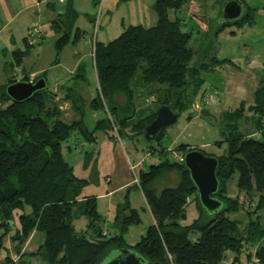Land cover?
I'll return each mask as SVG.
<instances>
[{
    "label": "trees",
    "instance_id": "obj_1",
    "mask_svg": "<svg viewBox=\"0 0 264 264\" xmlns=\"http://www.w3.org/2000/svg\"><path fill=\"white\" fill-rule=\"evenodd\" d=\"M191 1L157 0L152 7L156 16L153 27L129 26L113 41L95 43L93 61L98 92L89 104L91 111H103L107 106L116 122L124 126L134 113L131 104L133 82L155 90L162 99L160 106H167L177 116L194 103L193 98L205 82L204 74L213 72L226 61L204 57L199 65H190L197 52L189 45L192 33L184 31L181 20L171 19L170 13L180 11ZM76 17L69 8L61 17L57 16L56 26L60 25L62 32L55 43L57 51L69 41L68 31ZM252 23L253 13L245 7L239 21L219 24L214 34L227 26ZM22 55L17 54L10 69L19 66ZM81 72L82 67L74 77L76 84L84 82ZM7 81L0 86V251L3 238L11 235L14 251L20 255V248L29 235L38 232L44 240L37 251L20 257L26 255L28 260L36 259L44 264H101L121 250H128L152 264H225L226 253L237 258L246 250L242 251L245 246L263 241L264 227L258 219L248 220L240 230L239 224L229 218L239 211L240 201L226 196V185L236 175L237 191L250 198L254 193L257 211L264 209V75L253 93L252 105L247 108L250 114L252 112L251 117L244 118V104L226 113L223 117L225 140L214 143L217 147L225 143L227 147L224 154L214 157L218 162L219 189L213 198L222 203L221 210L209 214L200 206L196 188L182 162L166 159L158 166L151 165L146 172L139 173L138 181L155 223L132 247L126 243L125 236L130 228L140 225L138 212L124 198L123 203L116 206L112 232H106L97 212L96 198L82 199L86 181L74 176L62 154L63 145L74 133L87 142H94V133L103 119L88 132L82 113L70 122L61 118L47 89L23 103L11 101L5 89L16 81L13 77ZM167 93L176 97L174 108L165 97ZM119 96L124 98L123 105L115 103ZM155 118L156 110L142 116L133 127L143 136L145 127ZM245 119L257 128L254 133L258 138L240 130L238 122ZM163 137L164 131L154 142L159 144ZM176 151L185 155L191 149L180 145ZM172 171L179 174L178 185L156 195L153 184ZM192 202L200 215L190 226H181ZM78 209L79 216L86 219V226L77 231L73 222L76 220L74 211ZM14 219L16 227H13ZM254 258L256 264H264V246L255 249ZM0 264L13 263L5 257Z\"/></svg>",
    "mask_w": 264,
    "mask_h": 264
},
{
    "label": "rangeland",
    "instance_id": "obj_2",
    "mask_svg": "<svg viewBox=\"0 0 264 264\" xmlns=\"http://www.w3.org/2000/svg\"><path fill=\"white\" fill-rule=\"evenodd\" d=\"M72 1L74 8L78 12V18L74 23L73 31L75 28H79V31L81 32V35L78 38L79 41L73 44L72 35L71 40H69L60 51H57L55 49V43L60 38V35L49 27V18L46 13V16H42L43 19H41L40 23L36 25L41 32H44L45 36L40 38L39 44L33 46L30 49L31 55L29 59H24V61L26 60L25 62L27 64L26 68L35 65L33 72H38L39 76L44 77L50 91H52L57 84L58 88L60 89L63 86L67 87L65 88V95L63 98H60L59 96V99L56 100L54 98L52 100L53 104L58 106L60 113L62 112L61 118L64 121H71L69 116L66 115V111L67 109H71L73 111V108L74 110H78L79 114L82 113L83 124L89 129L93 127L97 120L99 121L103 119V123L98 126L99 131L105 133L108 137L111 135L114 136L116 147L122 153L123 163L127 165L126 156L132 162H135L136 160V162H139L145 159L146 164L144 166L142 165L141 167L143 170H146V167L149 163V158L153 159V166L160 165L166 159L169 161H174V156H176L178 159H183V153L176 151V148L182 144L187 145L191 151L198 150L208 157H218L226 152L227 147L225 143H220V147L214 146V143L225 140L226 136V132L224 130L225 124L223 121L224 116L222 117L220 113L222 110H236L237 107H240L238 106L239 102L244 100V102H246V115L248 118L251 117L252 112L250 114L247 111V108L252 105L253 98L250 99V95L256 90H254V88L256 87L255 85L257 83V79L253 78V81H249L248 89H244V94L243 92L240 93L243 94L244 97L239 96V90L235 87V89L238 90L235 91V89H233L232 91L234 94H236L235 99L226 101L225 103L223 102V104L217 107L213 105H216L219 102V97L217 93L211 92L212 89L214 90L215 88L222 91V78L217 73L214 74V72L205 73V82L198 91L197 95L193 98L194 103H190L188 108L179 113L174 125L164 130V137L161 140V144L163 147H166L164 148L165 150L156 146L155 142L150 144L152 146H148L144 141L143 136L137 132L136 129H134V125L138 120H140V118H142V115L155 112L156 108L161 105L160 103L162 99L157 92L155 93V90H152L149 87H143L138 81V84L134 85L133 83L135 82L132 83L133 92L131 104L133 105L134 116L132 119L128 120L124 126H120L118 122H116L115 118L110 114L107 106H104L103 111L97 112L98 114L96 115V118H94L92 116L93 111L87 110L89 107L86 100L89 92L95 93L96 89V78L91 58V55L93 56L94 54L92 48L94 46V42L89 41L95 40L108 43L119 36L122 30L128 26H148V23H144L142 20L141 6H144V10H147L154 0H130L127 2H122L121 0H105L99 15H97L98 6L96 7L93 5L92 0ZM241 1L244 5L243 9L246 7L253 13L252 25L227 26L223 30V33H220L218 36H214V31L219 25V13L223 5V2L220 0H217V8L219 11L217 17L215 18L212 8L214 7L216 0H193L191 1L192 3H188L180 11L176 13L171 12L170 17L172 19L177 18L181 20L183 27L185 28L184 31H193V36L189 41V45L194 49V51L197 52L190 65L194 64L197 66L198 62L199 64L202 63L204 57L205 59H209L212 56H216L217 58L230 60L232 62V66H234L236 70H242L243 72H246L249 69L252 71L257 69L260 70L259 72H261V70L264 68V0ZM50 15L55 16V13H51ZM92 17H94V19L95 17L97 18L96 28L94 21H91ZM211 18L214 19L211 20ZM206 48H208V52L205 51ZM1 54L2 53H0V56ZM79 65L83 66L81 73L84 76V82L77 83L76 85L74 76L71 72H75ZM220 67L221 66H219V68ZM15 71H13V73H16ZM1 72L2 69H0V86L8 82L6 81V78H10L12 76L14 77L13 73L10 74L12 76H6L5 73L3 75ZM249 75L251 76V74ZM15 77L19 79L20 74H17ZM245 79L247 78L245 77ZM242 82H244V80H241V83ZM246 91H248L247 94ZM0 92H2V90ZM203 93H209V95L211 93V96H213L215 100L211 101L209 105H205L203 102L201 103L200 96H202ZM50 95L53 96L52 94ZM79 95L81 98L79 101H76V97ZM151 95L152 97H150ZM165 97L168 99L171 108H174V102L176 100L175 95H169L167 93ZM180 97L182 98V96ZM147 98L150 99L148 103L145 102V99ZM115 103L123 105L124 98L120 96L115 98ZM59 105L61 110L59 109ZM201 109L207 110L213 117L216 118L217 122H215L212 118L202 117L199 113ZM238 123L241 131H246L247 134L253 133L254 137L255 135L257 138L259 137L258 134L254 133L257 128L252 126L249 120H240ZM246 127L248 130H246ZM78 143L80 145H78ZM85 145L87 146V144L83 142V138L74 133L73 136H71L69 142L63 145L62 154L64 160L70 165L75 164V162L80 158L78 152L82 150V147H84L85 151L88 150ZM67 146L71 148V151L67 150ZM76 150H78V152ZM132 165L135 164L132 163ZM132 168L134 170L133 166ZM75 171L77 175L80 176L81 172H78L77 168H75ZM127 171L128 174L122 171V175H119L118 180L120 182L127 180H137L139 183L138 179L135 177L139 176V169H135L136 174L134 178L132 173L129 172L130 170L127 169ZM84 172L89 175L91 173L86 170H84ZM174 176L179 177V174L175 171L166 172L163 176L156 180L155 183L160 185V183L164 181L173 182L175 179ZM88 179L90 182H92L91 177H88ZM115 183H117L116 180L113 181V184ZM236 185L237 177L234 175L227 182L226 196L232 199L241 198L240 209L237 213L229 215V218L235 220L239 224L240 230L244 229V226L247 225L248 220L253 221L255 219H258L259 224L264 227V209L257 211L256 201H254L256 195L253 193V198L247 197L246 194L239 193L237 191ZM129 191L130 196L128 201L130 203L138 204L136 203V199L133 195V191H135L134 185H132ZM122 195L124 194L120 193L115 197L121 198ZM106 203V200L98 201L99 211L104 216L109 217L106 219L107 222L105 230L112 231L111 215L109 216L107 214L108 209ZM136 206L138 207L139 205ZM141 209L142 207L137 208V212L141 219L140 225L130 228L127 235L125 236V241L130 247L139 241V239L145 234V231L150 224L148 215H146V212L144 213ZM79 210L80 209L74 211L76 217L74 224L77 231L82 230V221H86V219L79 216ZM189 211L190 209L187 211L186 220L183 221L186 226H190L198 219L197 218L191 221L193 218ZM15 220L16 219H14V221ZM11 233L14 234L13 231H11ZM258 246H264V239L258 245L245 246L242 251H244L245 248L246 250L242 252L237 258L230 252L226 253V259L224 263L256 264L254 252ZM13 256L14 254L12 257ZM18 257H20V255L14 257L13 259L11 258V260H13V264H21V261L22 263L24 262L26 264H39L40 262L36 259L28 260V256L26 255L21 256L20 259H18ZM235 259L236 262H234Z\"/></svg>",
    "mask_w": 264,
    "mask_h": 264
},
{
    "label": "crops",
    "instance_id": "obj_3",
    "mask_svg": "<svg viewBox=\"0 0 264 264\" xmlns=\"http://www.w3.org/2000/svg\"><path fill=\"white\" fill-rule=\"evenodd\" d=\"M92 1H93V5H95L96 7L98 6V14L97 15H99V12L101 11L102 6L104 5L103 3L105 2V0H92ZM156 1L157 0H154L153 3L149 6V8L147 10L146 9L144 10V6L143 7L141 6L142 20L144 21V23H148L147 24L148 26L141 25L144 28L153 27L156 23V16H155L154 12L152 11V7ZM190 3H192V2H190ZM141 4H142V2H141ZM52 6H54V9L52 8ZM68 8H69V10H73L76 13V15H77L76 19H77L78 18V12L74 8L72 0H65L62 4H58L55 1H45L42 3L36 4V3H34V0H0V53H2L0 56V69H2L1 74L4 75V73H5L6 76H12L10 74H12L13 71H15V69H16V71H15L16 73H13L14 77L12 76L16 82L21 81L22 79H25V82H34L37 79L38 80L44 79V77L39 76L38 72H33V70L35 69V65L29 66V68H26L27 64L25 62L26 60L24 61V59L25 58L29 59V57L31 55L30 49L33 47V46L28 45V43L26 41L27 35L31 29L38 27L36 25H38L40 23L41 19H43L42 16H46V13H47V16L49 18V23H48L49 27L54 32H57L61 36L62 35L61 26L60 25L56 26V23H59L57 16L61 17L63 14H65V12H66V10H68ZM218 11L219 10L217 8V0H216V2L214 3V7L212 8L214 18L217 17ZM51 13L52 14L55 13V16H51L50 15ZM170 15H171V13H170ZM219 15H220V13H219ZM214 18H211V20ZM76 19H75L74 23L76 22ZM91 21H94L95 28H96L97 18L95 17V19H94V17H92ZM134 26H138V25H134ZM73 27H74V24H73ZM73 27L71 28V30L68 31V34H69V40H71V36L73 35L72 43L74 44L77 41H79L78 38L81 35L80 34L81 32L79 31V28H75L73 31ZM126 28H124V29H126ZM124 29L122 30V32L124 31ZM121 33L119 34V36L121 35ZM191 33L193 36V31H191ZM220 33H223V30ZM220 33H218L217 35L214 34V36H218V35H220ZM94 35H95V30H94ZM43 36H45V34L42 31L41 37H43ZM113 40H111V41H113ZM111 41H109V42H111ZM89 42H94L93 45H95V43L107 44V43H103V42H99V41H95V40L94 41L90 40ZM91 46H92V44H91ZM91 46H90V50H91ZM92 48L94 51V46ZM17 54H23L18 60L19 66H14L15 68L10 69V67L11 66L13 67V65L15 64V58L18 57ZM91 58H92V66H93V70H94V61H93L92 55H91ZM211 58H215L219 61H226L223 66H221L220 68L217 67L215 70H213L214 74L217 73L222 78V80H221L222 91L215 88L214 90L212 89V92H211V93H217V95L219 97V102L213 106L219 107L221 104H223V102L225 103L226 101H230L232 99H235L236 94H234L232 92L233 89H235V87H236V89L239 90V96L244 97L243 91H244V89L245 90L248 89L249 81H253V78L257 79V83L255 85L257 87L258 82L260 80V77L262 75H264V68L261 70V72H259L260 70H257V69H254V71L249 69L246 72H243L242 70H240V71L236 70L234 68V66H232V62L230 60H227L224 58H217L216 56H212L209 59H211ZM18 63H17V65H18ZM198 64L199 63H197V65ZM80 67H83V66L79 65L75 72H71L74 77L76 75L78 68H80ZM17 74H20L19 79H17V77H15ZM94 74H95V78H96V89H95V93L89 92V94H88V97L86 100L88 107H89L90 102L95 98V96L98 92V82H97V76H96L95 70H94ZM249 74H251V76ZM245 77L247 79H245ZM8 78H6V81ZM241 80H244V82L241 83ZM44 81L46 83L45 79H44ZM204 81H205V78H204ZM245 81H246V83H245ZM256 87L254 88V90L256 89ZM65 88H67V87L63 86L60 89V88H58V84H57L56 87L52 91H50L48 89V86L46 83V89L48 90V92L50 94L53 95V96H51L52 99L55 98L57 100V99H59V96H60V98H63V96L65 95V92H64ZM236 89H235V91H238ZM241 92H243V94H240ZM247 93H248V91H246V94ZM253 93H254V91L251 93L250 99L253 98ZM203 94L206 95L205 93H203ZM203 94H202V96H200L201 97V100H200L201 103H202V100L204 98ZM207 95H209V93ZM79 96L76 97V101L80 100L81 96L80 97ZM150 97H152V95ZM247 97H246V99H247ZM151 100H152V98H151ZM149 101H150L149 98L145 99L146 103H148ZM241 104L245 105L244 107H245V111H246V102H244V100H241L239 102L238 106H240ZM195 105H197V104H195ZM238 108L239 107H237L236 109H238ZM59 109L61 110L60 105H59ZM68 110H69V112H68ZM87 110L91 111L90 107ZM233 111H235V110H232V111L222 110L220 114L223 117L226 113H230ZM135 112H136V110H135ZM97 114H98L97 112H93L92 116L94 118H96ZM66 115L69 116L70 120L77 119L79 117L78 110H74V108H73V111L71 109H67ZM131 115L133 118L134 113L132 112ZM142 116H144V115H142ZM246 116H247L246 112H244V118ZM99 122H100V120L99 121L97 120L91 129L87 128L85 125L84 126L86 127L88 132H91L95 128L96 124H98ZM110 137H112V138H110ZM110 137L106 136L105 133H102L99 130L96 131L94 133V142H87L83 139V142L85 144H87V146L86 145L85 146L87 147L88 150L85 151L84 147H82V150H80V152H78V150H76L78 152V154L80 155V158L75 162V164L70 165L67 162L68 165L72 168L74 176L77 179L86 181V186L83 188V191H82V199L86 198V197H92V196H94L96 198L97 212L104 221L103 226L105 229L106 222H107L106 219H108L109 217L101 214V212L99 211L98 201H100V200H106L107 201V203H106L107 209H108L107 214L109 216L111 215L110 217H111V222H112L116 206L119 204H122L124 201V198L129 199V196H130L129 190L131 189L132 185H134L135 191H133V195H134V198L136 199V203H138V204L130 203L129 201L128 202H129L131 208L134 209L135 211H137L138 207H142L141 210L144 213L146 212V215H148V219L150 220L149 226H152V225H154V219H153L152 215L150 214V211H149V208L146 204L144 196H143L142 192L140 191L139 183L137 181L135 182V180L134 181L133 180H131V181L127 180L124 182H120L118 179H119V175L120 174L122 175V171H124L125 173L128 174L127 169L130 170L129 172L132 173L133 178L136 174L135 169H139V173L141 171L146 172L147 169L151 165L154 164L153 159L149 158V163H148V166L146 167V170L141 169L142 165L144 166L146 164L145 159L141 160V158H140V160L142 162L141 161L136 162L137 160L135 162H132L126 156V163H127V165H126L125 163H123L121 151L116 147V143L114 142V136L111 135ZM78 145H80V144L78 143ZM150 146H152V145H150ZM156 146L161 147V148H166V147L162 146L161 142L159 144L156 143ZM67 150L71 151V148L69 147ZM73 152H74V149H73ZM170 162H172V161H170ZM132 163H134L135 165H132ZM178 163H180V162H178ZM128 166H129V168H128ZM132 166L134 167L133 172L130 169V167H132ZM75 168H77L78 172H81L80 176L77 175ZM84 170L88 171L89 173L91 172L90 175L86 174L84 172ZM171 176H173V175H171ZM88 177H91L92 182L89 181ZM135 177L138 179V176H135ZM115 180L117 181V183L113 184V181H115ZM162 180H161V182H162ZM178 183H179V177L176 176L173 182H165L164 181V182L160 183V185H158V183H155L153 186V189H154L156 195H158L164 189L175 188L178 185ZM120 193H123L124 195H122L121 198H119V197L116 198L115 196L117 194H120ZM82 199H80V200H82ZM230 199H232V198H230ZM240 199L241 198H239V201H240ZM136 205H139V206L137 207ZM189 209H190L189 212L193 218L191 221L197 219L200 215V212L193 202L186 209V217H187V211ZM74 222H73V226L75 228ZM82 224H83V226H82V229H83L86 226V221L85 220L82 221ZM180 225L186 226V224H184L183 222H180ZM13 226L16 227V220L14 221ZM105 231L107 232V230H105ZM108 232L111 233L112 231H108ZM10 236L11 235H7L2 240L3 250L0 251V261H2L5 257H9L10 259L11 258L13 259L14 257L19 255V254H16L14 251L15 244L10 241ZM192 239H193V237H192ZM43 240H44V237L42 234H40L38 232H32L29 235V237L27 238V240L24 242V244L21 246L20 255L21 254H33V253H35L37 251V249L39 248V246L42 244ZM13 254H14V256L12 257ZM18 259H20V257H18ZM39 264H44V263L39 262Z\"/></svg>",
    "mask_w": 264,
    "mask_h": 264
},
{
    "label": "water",
    "instance_id": "obj_4",
    "mask_svg": "<svg viewBox=\"0 0 264 264\" xmlns=\"http://www.w3.org/2000/svg\"><path fill=\"white\" fill-rule=\"evenodd\" d=\"M127 2L130 0H121ZM244 15L243 5L239 0H226L223 2L219 24L239 21ZM46 90L44 79L35 82L18 81L10 84L5 89V94L15 103H23L30 100L36 93ZM202 117H213L207 110L199 111ZM177 114H174L167 106L156 109V118L143 131V139L147 144H152L157 135L166 128L175 124ZM182 163L188 171L189 178L196 188L200 206L209 214H216L222 208V203L213 198L218 193L219 183L216 177L218 167L217 159L205 156L198 150L189 151L183 156ZM230 199V198H229ZM236 262V259L235 261ZM101 264H152L138 258L133 252L121 250L118 254L102 261Z\"/></svg>",
    "mask_w": 264,
    "mask_h": 264
},
{
    "label": "built area",
    "instance_id": "obj_5",
    "mask_svg": "<svg viewBox=\"0 0 264 264\" xmlns=\"http://www.w3.org/2000/svg\"><path fill=\"white\" fill-rule=\"evenodd\" d=\"M45 1H55L58 4H62L65 0H34V3L39 4ZM41 38V32L37 29V28H33L29 31L28 35H27V43L29 46H36L37 44H39V40ZM215 98L213 96L210 95H204V98L202 100L203 104L205 105H209V103L211 101H214ZM174 162H182L181 158H177L176 156H174L173 158ZM131 171L133 172V168L130 167ZM137 180H135L136 182Z\"/></svg>",
    "mask_w": 264,
    "mask_h": 264
}]
</instances>
